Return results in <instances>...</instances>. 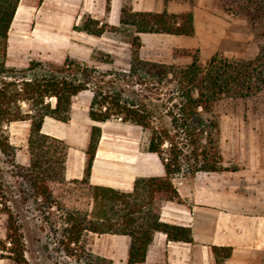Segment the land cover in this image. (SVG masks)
I'll use <instances>...</instances> for the list:
<instances>
[{"label": "trees", "instance_id": "obj_1", "mask_svg": "<svg viewBox=\"0 0 264 264\" xmlns=\"http://www.w3.org/2000/svg\"><path fill=\"white\" fill-rule=\"evenodd\" d=\"M228 1L221 8L246 19L255 35L264 39V0ZM19 2L0 0V154L19 180L22 203L41 219H58L62 224L58 242L78 264H112L87 249L89 233L128 237V264L145 261L157 232L165 233L170 241L192 242L190 228L161 221V206L179 198L175 179L238 170L224 165L217 107L225 100H245L264 92V44L249 60L214 56L203 65L199 50L192 49L181 52L191 57L188 65L145 61L140 57V34L193 37L194 15L133 12L131 0H123L118 26L100 25L85 14L74 31L95 38L120 37L130 46L128 70L100 69L114 65L115 60L96 49L91 63L68 55L60 63L32 59L26 67L10 68L5 64L8 33ZM85 91L92 93L88 116L95 124L85 151L84 177L67 181L68 147L42 128L47 118L68 123L75 98ZM117 120L149 133L147 151L159 158L164 169L163 176L137 178L131 192L90 183L102 136L99 124ZM20 121L30 123L26 166L16 162L18 148L10 143L8 133L9 125ZM70 184L85 188L82 204L72 202ZM15 210L0 184V217L8 219L6 236L13 246L5 258L13 264H29L21 227L13 220L19 219ZM213 250L218 264L231 255V249Z\"/></svg>", "mask_w": 264, "mask_h": 264}, {"label": "crops", "instance_id": "obj_2", "mask_svg": "<svg viewBox=\"0 0 264 264\" xmlns=\"http://www.w3.org/2000/svg\"><path fill=\"white\" fill-rule=\"evenodd\" d=\"M202 1L192 3L164 0H131L133 12L172 14L192 12L195 20V35L193 37L169 34H140V57L145 61L169 65H188L192 59L181 52L197 49L200 30L198 21L200 12L207 9ZM123 0H20L12 21L9 33L5 64L10 68L28 66L32 59L50 62H62L66 56H72L85 62H90L94 49L69 47V36L65 44L61 42H43L40 28L54 31L55 25L63 19L71 32L78 25L83 15L88 14L100 24L118 26L121 18ZM107 7L109 9H107ZM81 36L86 34L79 33ZM88 36V35H87ZM92 37V36H88ZM95 38V37H94ZM45 41V38H44ZM88 94L87 117L92 100ZM75 100L72 105L71 126L75 116ZM48 119L44 122L43 133L62 141L72 135L57 130L47 131ZM54 120V119H52ZM56 121V120H54ZM21 122V121H20ZM9 125V133L14 137L13 124ZM28 127L30 123L25 121ZM109 122L101 123V125ZM70 128V127H69ZM102 129V136L93 162L90 183L94 186L110 187L116 190L131 192L139 177H160L164 175L159 158L147 152L133 150L126 139L117 140L116 149L110 135ZM90 136V134H89ZM10 137V136H9ZM120 138V137H119ZM264 142L263 137H258ZM89 142V139L88 141ZM81 144L75 154L68 147L66 160V180H82L84 177L88 143ZM65 143V142H64ZM66 144V143H65ZM262 144V142H261ZM67 145V144H66ZM263 145V144H262ZM28 150V139L27 146ZM258 152L245 153L243 167L231 172L198 173L194 176L181 177L174 180L179 198L166 201L160 210L162 222L190 228L192 242L170 241L165 233L157 232L149 246L146 259L141 264H218L214 248L231 249V255L223 264H264V148L258 147ZM225 158L224 153H222ZM18 164L28 165L30 158L19 159ZM225 159L223 160V162ZM6 238L3 220L0 219V244ZM87 249L97 256L111 261L112 264H128L129 239L123 235L93 234L87 235ZM222 257V253L218 254ZM0 264H11L5 255H0Z\"/></svg>", "mask_w": 264, "mask_h": 264}, {"label": "rangeland", "instance_id": "obj_3", "mask_svg": "<svg viewBox=\"0 0 264 264\" xmlns=\"http://www.w3.org/2000/svg\"><path fill=\"white\" fill-rule=\"evenodd\" d=\"M224 1L206 0V3L202 1V5L207 6V9L205 8L200 12L198 21L199 29H201L199 42L202 45L200 60L203 65L214 56L244 60L253 59L258 54L260 46L264 44V39L255 35L246 19L235 16L221 8ZM64 20L55 25L54 31H49L44 27L40 28L42 43L59 41L65 44L69 36V47L72 49H81L86 46L113 56L114 65L99 66L100 69H129L130 46L123 42L120 37L112 34H106L101 38L81 36L77 32H71ZM87 99L88 94H83L75 100V116L73 123L69 126L70 128L52 119H48L47 122V131L57 130L61 134L66 132L72 135L64 142L73 154L77 152L76 150L81 147V144L88 141L91 128L94 125L87 117ZM217 111L221 122V151L225 156L223 158V160L225 159L224 165L240 170L248 150L251 153H256L258 147L264 148V142L258 140V137L264 138V92L245 100H225L218 105ZM101 127L107 135H110L109 137L113 141L109 142H113L115 149L117 147L115 141L126 139L133 150L147 152L150 135L140 127L124 124L118 120L101 125ZM13 132L12 143L18 148L19 159L28 158V150L25 148L28 139L26 123L17 122L13 124ZM9 136V138L12 137L11 132ZM11 170L7 159L0 154V184L3 185V190L6 192L8 205L15 208L19 215V219L13 220L15 226L21 227L25 257L28 263L78 264L76 258L69 256L58 242L62 237L60 233L62 224L58 222V219H41L30 205L22 203L19 195V180L13 176ZM66 188L63 190L67 191ZM68 188L72 192V202L78 201L77 203L82 204L83 193H86L85 188L74 184H70ZM0 219L3 220L5 230H7L8 219L4 215ZM54 230H58V232L56 233ZM12 248L13 246L6 236L0 244V255L8 256V250ZM11 264L13 263L11 262Z\"/></svg>", "mask_w": 264, "mask_h": 264}]
</instances>
